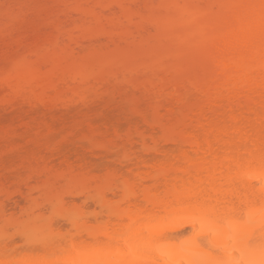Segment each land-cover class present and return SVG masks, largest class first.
I'll return each instance as SVG.
<instances>
[{"label": "bare ground", "instance_id": "obj_1", "mask_svg": "<svg viewBox=\"0 0 264 264\" xmlns=\"http://www.w3.org/2000/svg\"><path fill=\"white\" fill-rule=\"evenodd\" d=\"M80 1L82 6H86L80 8L86 11L82 19L81 10L76 7L78 5L72 4V9L69 8L71 4H68L66 11L63 9L65 14H71L70 18L73 17L74 12H80L81 15L75 13L74 17L80 15L79 18L83 21L80 24L75 19L80 25L78 36L76 33V37L73 36L74 39L71 40L72 45L69 46V43L65 48L69 47L66 54L73 57L79 52L80 56L84 49H93L90 52L86 51L84 55L87 58L84 55L80 57L84 62L78 59L74 61L73 58V62H70L73 68L67 67V69L63 65H53L52 61L49 64L53 66L48 65L51 70L47 69L49 74L41 71L42 77H40L38 64L35 62L38 61L42 68L48 62L44 57L58 58V50L61 49L59 48L61 45L57 42L48 46L50 38L45 36L47 45L43 46L44 42L41 44L43 38L40 37L39 43H35V40L34 44L37 45H33L27 56L15 60L9 59L7 64L3 63V66L1 64L0 87H5L7 94L0 98V105L9 104L11 100L16 99L26 100L30 96L36 101L34 107L44 104V107H48L47 113L53 114L60 109L67 112L77 105H87L91 100L93 101L87 96V89L93 88L94 90L91 91L99 92L104 87L102 85L104 81L107 84L112 83L111 80H107L108 78L119 83L123 89L126 85L123 81L129 78L130 81L133 80L132 82L128 80L130 83H127L128 85L135 86V82L140 81L141 85L137 82V86L144 88L143 93L141 91L136 94L151 92L154 96L164 97L163 109L159 107V99H153L151 93L148 100L153 99L158 102L156 103L159 108L158 111L155 109V116L164 123L162 125L166 128V132L160 137L155 132V128L152 126L147 128L142 124L148 123L143 117V121L140 120L143 126L138 123L135 127L134 123L131 125L132 129H126L127 135L122 137L117 133V136H114V138L119 137V139L115 138L117 143L120 140L119 146H116L123 147L117 148L118 151L111 149L113 148L111 144H108L109 148L106 145V147L102 146L104 143L95 144L94 141L92 150H89L91 156L95 155L92 156L94 159L91 161L77 157L74 161L76 164L73 165L78 164L77 171L80 169L79 172L82 173L79 182L75 181L77 178L74 176L77 174L78 177L80 173H77L75 166L60 154H57L61 156L60 159L64 158L58 161L63 163L58 162L56 168H52L53 160H51L48 165L41 164L45 165L42 170L35 166L34 168L39 170L36 173L37 170L30 168L33 165L31 166L27 161L28 166L25 161L27 170L30 169L28 172L35 171L33 173L36 174L32 173V177L25 176V179L21 178L12 184L8 182L5 184L6 179L3 178L4 187L9 185V192L5 195L2 183L0 185V264H264V0H156L159 1L157 3L151 0L152 4L151 2L148 4V0H141L142 3H137L140 0H132L133 3L131 0H121L122 3L120 0H118L120 2L97 0L96 4L93 0L92 3L83 0L94 5L88 3L85 5ZM115 3L121 6L129 4L130 7L141 3L150 6V9L153 4L155 9L161 5L165 15L159 16V10L161 9V12L163 8H157L155 11L153 6L154 12L158 10L157 19L156 14L153 16L145 13L147 17L150 16L149 20L145 19L146 24L153 20L154 25L149 27L154 31L149 34L147 27L145 29V26L142 28L139 25L141 27L139 29L138 23H132L137 21L138 16L134 15H139L138 13L125 12V9L122 11L124 6L118 8ZM113 7L119 13L127 14L123 23L126 22V25L123 26L117 20H115L117 23L114 21L109 24L107 20L115 18V15L109 14L110 18L105 19L100 16L102 13L98 14V8L103 12L111 13ZM138 10L141 11V8ZM64 12L62 11L63 14ZM87 12L89 15L95 12L94 14L100 17L87 18ZM105 15L102 14L103 17H106ZM53 16L54 14L51 15V20L57 24ZM127 17H132L133 21ZM76 18L79 20L78 17ZM53 22L52 28H55ZM132 25L137 26L135 30L138 32L137 36L130 37ZM7 27L8 25L5 27L6 30L2 29L5 35L7 33L4 32L13 31V27L12 31ZM63 27L66 28L59 26L54 31L58 33V28L64 29ZM156 28L165 32V38L159 37ZM145 31L148 33L144 36ZM73 32L75 33L74 30ZM17 34L14 42L19 41L24 35H18L16 40ZM113 36H122L124 42L128 38L130 39L128 42L134 40L135 45L136 41L142 38V42H137L139 48L138 43L145 42L147 45L150 41L149 43L152 44L151 41L155 38H158L155 41L160 43L156 45L158 50L147 48L143 44L142 49H145L141 50L142 53H133L130 47L138 49L135 45H131L132 42H129V47L124 48L121 38L118 37L122 41L120 46L116 44V42L119 44L117 37ZM123 36H126V39ZM135 36L136 39H133ZM24 37L26 38V35ZM24 37L21 39L25 41ZM59 37H62L61 33L57 34L58 39ZM107 37H110L108 43L112 44L110 49L112 47V50L118 49L109 50L112 51L109 54L104 48L103 51L99 48L102 45L100 40L102 38L107 40ZM157 43L154 42V47ZM167 43H171L174 47H171L174 50L172 54L170 47L166 50L168 45L163 47ZM179 56L180 59L182 56L185 58L201 56L207 64L204 68H189L180 63ZM42 57L43 60H40ZM131 57L142 60L140 62L138 59V63L132 62ZM170 57L177 58V61L173 59L171 61ZM56 58L53 60L56 61ZM66 59L71 58H67L66 55ZM168 59L170 65L172 64L170 71L181 75L186 73L185 77L178 74L179 78L182 77L179 82L175 81L176 78L166 77L171 74L167 70ZM159 70L162 71L161 74H158ZM137 74H142L139 76H142L141 79H146L142 80L145 83L141 82ZM39 77L40 79L44 77L45 82L41 80L45 85L41 86ZM48 78L52 82L47 80ZM37 79L41 89L34 87ZM59 84H63L61 88L63 91L57 89ZM110 91L116 92L112 89ZM110 91L99 93L100 97L102 98L103 94L111 95ZM36 93L37 96L34 97ZM92 94L94 95L93 92ZM46 99L50 100L49 106H46ZM141 102L143 107L139 106V110L143 111L147 101L141 99ZM138 105L135 106L136 110ZM150 105L152 108L157 106L153 102ZM139 110L140 114L146 112ZM148 113L151 112L147 111ZM176 113H179L177 121L175 117L173 118ZM148 116L150 118L149 114ZM161 117L162 119L165 117L166 121L163 122L164 119L162 120ZM155 121L157 126L159 124L161 126L158 120ZM104 122L108 121H103V125ZM165 122L168 125L172 122L174 126L167 127ZM105 128L109 129V127ZM115 131L118 132L119 128L116 127ZM124 141L127 143L129 141L131 144ZM124 143L127 147L130 145V148L124 147ZM108 151L111 152L109 155L111 157L113 156L111 154L116 153L113 159L116 155H120L119 159L118 156L114 159L116 161L126 159V164L122 165L120 162L119 165L128 170L129 174L111 173L108 179L110 175L106 178V175L97 173L102 176L100 179L97 174L93 175L89 170L88 173L92 175H87L89 165L94 166L97 157L101 159L96 160L99 165L105 160L99 155ZM58 158L59 156L56 159ZM106 159L110 161L112 158ZM81 160L86 162L84 163L87 167H81L79 164L82 163ZM40 162L42 161H39V164ZM22 164L20 162L15 167L18 168L19 165L21 167ZM59 164L61 168H58ZM92 167L89 168L91 171L94 169ZM54 172L56 177L52 175ZM46 175L48 180L37 181L39 179L36 177L45 178ZM51 175L55 184H50ZM83 175H86L85 180ZM65 176L71 178H63ZM88 176L92 180H86ZM92 176H97L98 180L95 178L93 180ZM62 178L70 181V184L78 183L76 188L71 189L72 186L70 187L69 184L70 189L55 188V185L60 183L63 184H60V187L67 185ZM72 178H74L73 182H71ZM10 185H13L12 190ZM49 185L53 186L49 187ZM2 194L7 204L9 203V209L11 207L8 202L9 197L13 198L11 201L16 207L21 203L23 206L18 207L17 212L10 211L9 215ZM16 241L19 244H15Z\"/></svg>", "mask_w": 264, "mask_h": 264}, {"label": "rangeland", "instance_id": "obj_2", "mask_svg": "<svg viewBox=\"0 0 264 264\" xmlns=\"http://www.w3.org/2000/svg\"><path fill=\"white\" fill-rule=\"evenodd\" d=\"M79 1L80 0H78V1H75V0H0V67H1V64H2V66L4 65L3 63L5 62L6 64H7V61L9 60V59H18V58H20V57H23V56H27L28 55V51L29 50H31L34 46L33 45H35L34 44V42H35V40H36V42L35 43H39V38L41 37V38H43V39H41V44H43V42H44V44H43V46L45 45H47V41H46V38L45 37H48V39H49V44H48V46H50V45H53L54 44V42H57V43H59L58 45H61V46H59V48H61V49H59L58 50V58H56V61H54L53 59H55V58H53L52 57V59L49 57H47L46 55V57H44V59H45V61H48L47 62V65L45 66V64L43 65V66H45V67H43L42 66V68H41V66H40V63H38V61L37 62H35L36 64H38V70L40 71V77H42V73H41V71H43L44 73L45 72H48L47 71V69L49 68V66L48 65H50V67H52L53 65H55V64H59L60 66H64V67H68L69 69H71V68H73V64L72 63H70L71 61L73 62V58H75V60L74 61H77L76 59H78V61H83V60H81L80 59V57L82 56V55H86V51H91V50H93V49H90V48H88L87 50H82L81 51V54H80V56L78 55V54H76L74 57L73 56H68V54H66V53H68V48H65L66 47V45H68L69 43V46L70 45H72V43H71V40H72V38L74 39V37H76V33H77V36H78V28H79V24L78 23H80V24H82L83 23V21H81V19H82V17H83V14L85 13V15H86V11H83V10H81L80 8H82V7H86V6H82L80 3H79ZM83 0H81L80 2H82ZM86 1H89V2H93V3H95L96 4V1L97 0H86ZM116 1V0H115ZM115 1H113V2H115ZM118 1V0H117ZM116 1V2H117ZM121 1V0H120ZM120 1H118V2H120ZM122 1H124V0H122ZM122 1H121V3H122ZM130 1V0H129ZM143 1V0H142ZM154 1V0H153ZM156 1V0H155ZM159 1H161V0H159ZM159 1H156V3L157 2H159ZM84 3H85V5H88L89 4V2H85V1H83ZM82 2V3H83ZM112 2V3H113ZM139 2H141V0L140 1H138L137 3H139ZM148 2V4L151 2V0H148L147 1ZM146 1L144 2L145 4L147 3ZM75 3V4H74ZM86 3H88V4H86ZM121 3H119V4H121ZM124 3V2H123ZM131 3H133V1L131 0ZM142 3V2H141ZM141 3L139 4V5H137V6H135V5H133V7H130V5L128 4V6H124V5H126V4H122V6L121 5H118V3H115V5L116 6H118V8L120 7V8H122L123 6V8L121 9L122 11H124V9H125V12H128V11H134V12H136V13H138L139 15H134V16H138V18H137V21L135 20V21H133V20H131V18L133 17H127V18H129V20H131V21H133L132 23H138L137 24V26H142V28H144L143 26H145V29H146V27H147V30H148V32H149V34L151 33V32H154V31H151L152 29L151 28H149V27H154V25H153V20L148 24V22H147V24H146V21H145V19H147V20H149L148 18H150V16H148L147 17V14H145L146 12L147 13H149L150 15H153V14H156V16L155 15H153V16H155L156 17V19H157V16H158V10H157V12H154V10L152 9V6H153V8H154V5L155 4H153V5H151V9H150V6L148 7V6H145L144 4H142L141 5ZM153 2H151V4H152ZM164 3V2H163ZM68 4H71V6L69 7V8H72L73 9V6L75 5H78V6H76L78 9H80L81 10V13H82V16H81V19L79 18L80 17V15H81V13H80V15H76V17H78L79 18V20H77V18L76 17H74L75 16V13L76 12H74V14H72V16L74 17V19H73V17L72 18H70V13L69 14H65V12H64V10L63 9H65V11H66V7L68 8ZM72 4H73V6H72ZM89 5H94V4H89ZM114 5V6H115ZM141 5V6H140ZM159 4H157V6H158ZM163 5V4H162ZM157 6H155V7H157ZM88 7V6H87ZM129 7V8H128ZM146 7V8H145ZM137 8V9H136ZM138 8H141V11H139L138 10ZM158 8V7H157ZM156 8V9H157ZM159 8H163V6H161V5H159ZM158 8V9H159ZM71 9V10H72ZM86 10H87V8H85ZM99 10H98V12H96V13H98L99 15L102 13V14H106L105 16L106 17H103L102 16V14L100 15L102 18H105V19H108V18H110L109 17V14H111L112 16L113 15H115V18L113 17V18H110L109 20H107L108 22H109V24H110V22L111 23H114V21L115 20H117V22L118 23H124V20L126 21V15H124V12H123V14L122 13H119V11L115 8V7H113V11L111 12V13H106L105 11L103 12L102 11V9L101 8H98ZM101 9V10H100ZM114 9H116V11H118L117 12V14H116V11L114 10ZM144 9H148V10H151V11H146V10H144ZM155 9V8H154ZM156 9H155V11H156ZM120 10V12H122ZM161 10V9H160ZM160 10H159V16H162V14L163 15H165V10H164V8L162 9V13L160 12ZM62 11L64 12V14L62 13ZM68 11H69V9H68ZM95 11H97V9L95 10ZM143 11H145V12H143ZM153 11V12H152ZM70 12V11H69ZM108 12V11H107ZM68 13V12H67ZM71 13H73V12H71ZM78 13V12H77ZM76 13V14H77ZM78 13V14H79ZM88 13V12H87ZM95 12H93V14H90L89 15V13L87 14V18H89V16H91L92 18L94 17V18H96V19H98V17H100L99 15H95L94 14ZM132 13V12H131ZM152 13V14H151ZM54 14V18H53V20L55 21H57V24L56 23H54L52 20H51V15H53ZM121 14V15H120ZM108 15V16H107ZM110 15V16H111ZM145 15H146V17H145ZM96 16H98V17H96ZM118 16V17H117ZM124 16V17H123ZM158 16V17H159ZM66 17L68 18V19H66ZM86 17V16H85ZM142 17V18H141ZM141 20H140V19ZM152 18V17H151ZM58 19V20H57ZM75 19H76V21L78 22H76L75 21ZM100 19V18H99ZM114 19V20H113ZM140 21H139V20ZM53 22V24H54V27L56 26V27H59V26H65L66 28H64L65 29V31H64V29H61V28H58V33H56L57 31H54V29L56 28H52V22ZM84 20V19H83ZM128 20V19H127ZM55 21V22H56ZM59 21H61V23L59 24ZM79 21H81V22H79ZM106 21V20H105ZM64 22V23H63ZM116 22V21H115ZM116 22V23H117ZM108 24V23H107ZM127 23L125 22V24H123V26L124 25H126ZM6 25H8V27H10V28H8L9 29V31H12L11 29H12V27H13V31L11 32V33H9L8 31L7 32H4V33H7V35H5V34H3V30L2 29H4L5 27H6ZM96 25V24H95ZM136 25V24H135ZM135 25H132L133 27H131V31H130V33H131V36L130 37H132L133 35H136L137 34V32L138 31H136L137 30V26H135ZM139 26V29H141V27ZM3 27V28H2ZM76 27H77V29H76ZM94 27V25L91 27V30H92V28ZM69 28H71L70 30H69V33L71 34V39L69 38V33H68V29ZM75 28V29H74ZM135 28H136V30H135ZM7 29V30H8ZM67 29V30H66ZM157 29V34H159V37H161V38H165V32L163 31V30H161V29H158V28H156ZM5 30H6V28H5ZM57 30V29H56ZM73 30L75 31V33L73 32ZM154 30V29H153ZM95 31V30H94ZM65 32H66V34H65ZM92 32V34H94L93 33V31H91ZM147 32V33H148ZM18 33V34H17ZM59 33H61V36L63 37H59V39L57 38V34H59ZM147 33H146V31H145V34H144V36L145 35H147ZM164 34V36H163V34ZM17 34V39L16 40H18V35L20 36V34H24V35H22L21 36V38L22 37H24L25 35H26V40L24 41L23 39H21V38H19L20 40H21V42H20V40L19 41H17V42H14V37H15V35ZM91 34V35H92ZM129 34V33H128ZM152 34V33H151ZM67 35H68V37H67ZM45 36V37H44ZM66 36V37H65ZM74 36V37H73ZM128 36V35H127ZM137 36V35H136ZM136 36L133 38V39H136ZM163 36V37H162ZM114 38L115 37H117V39H115V40H117L118 42H119V44L116 42V44L117 45H120L121 46V42L123 41L122 40V36L120 37V36H113ZM118 37H120L121 38V40L122 41H120V38H118ZM123 37H125V39H126V36H123ZM129 37V36H128ZM127 37V38H128ZM16 38V37H15ZM44 38H45V40H44ZM68 38V39H67ZM108 38V37H107ZM110 38V37H109ZM101 39L100 41H101V43L100 44H102L101 45V47L99 46V48H102L101 50L103 51V48L105 49V50H107V54H109V52H112V51H115V50H118V49H115V50H112L113 49V47H112V49H110L111 48V45L108 43L109 42V40L110 39ZM113 38V39H114ZM150 38V37H149ZM52 39H54V40H52ZM70 39V40H69ZM129 39V38H128ZM128 39L127 40H125V42H126V45H125V42L123 41V47L125 48V47H129L130 46V44H129V42H132L131 43V45L133 46V45H135L134 44V40L133 41H129L128 42ZM132 39V38H131ZM158 38H155V40H157ZM15 40V41H16ZM42 40H44V41H42ZM66 40H69V41H66ZM115 40H114V43H115ZM130 40V39H129ZM142 40V38L141 39H139V40H137L136 41V45H135V47L138 49V50H135L134 48H132V47H130L131 48V51L133 52V53H140L141 52V50H143V49H145V48H143L142 49V47H144V45L146 44L145 42H144V39H143V42L144 43H138V45L140 46V48L137 46V42L138 41H141ZM150 40H152L151 38H150ZM155 40H152L151 41V43L153 44V46H152V44H150L149 42V44L147 43V45H145V47H147V48H156V45H158L160 42H158L157 43V41H155ZM38 41V42H37ZM111 41H113L112 39H111ZM110 41V42H111ZM146 42L148 41L147 39L145 40ZM156 42L157 44H155V47H154V42ZM159 41V40H158ZM31 42V43H30ZM142 42V41H141ZM113 43V42H112ZM144 44V45H143ZM37 45V44H36ZM35 45V46H36ZM168 45V46H167ZM167 46V47H166ZM122 47V48H123ZM163 47H166V50H168V47H170V49H171V51H170V53L172 54L173 52H174V50H173V46H172V44L171 43H167L166 45H163ZM171 47H173V48H171ZM98 48V49H99ZM116 48V47H115ZM52 49V48H51ZM51 49H50V52H51ZM58 49V48H57ZM96 49V48H95ZM97 49V50H98ZM160 49V48H159ZM63 50V51H62ZM100 50V49H99ZM98 50V51H99ZM109 50H112V51H109ZM156 50H158V48H156ZM161 50V49H160ZM47 51H49V50H47ZM46 51V52H47ZM67 51V52H66ZM83 51H85V52H83ZM128 51H130L129 49H128ZM150 51V53H152V51L151 50H149ZM127 52V51H126ZM126 52H125V54H126ZM163 52V51H162ZM123 53V52H122ZM142 53V52H141ZM46 54V53H45ZM50 54V53H49ZM64 54H65V58H64ZM115 54V56H116V53H114ZM154 54V53H153ZM156 54V53H155ZM51 55V54H50ZM66 55H67V58H71V59H66ZM84 55V56H85ZM111 55V54H110ZM118 55H120V54H118ZM122 55H124V54H122ZM133 55V54H132ZM49 56V55H48ZM52 56V55H51ZM61 56H63V58L61 57ZM153 56V55H152ZM155 56V55H154ZM61 59H60V58ZM86 57V56H85ZM84 57V58H85ZM117 57V56H116ZM130 57V56H129ZM137 57H139L138 56V54H137ZM137 57H135V58H133V57H131V61L132 62H137V60L139 59L140 60V62H141V60L142 59H140V58H138V59H136ZM83 58V59H84ZM87 58V57H86ZM124 58H125V56H124ZM179 59H180V56L178 57ZM66 59V60H65ZM169 59H171V61H172V59H173V61L174 60H176L177 61V58L176 59H174L173 57L171 58H169ZM169 59H168V61H167V70L169 71V73H171L170 75L168 74V76H166V77H171L172 79L174 78H176V82H179L181 79L180 78H182L183 76L185 77V75H186V73H184L185 75H181L180 73H175V72H172V71H170L171 70V67H172V64L170 65V63H169ZM40 60H43V57L42 58H40ZM39 60V62H41L42 63V61H40ZM51 60V61H50ZM86 60V59H85ZM130 60V59H129ZM53 61V65L51 66V64H49L50 62H52ZM44 62V61H43ZM84 62V61H83ZM82 62V63H83ZM125 62V61H124ZM44 63H46V62H44ZM79 63V62H78ZM138 63V62H137ZM180 63H182L183 65H185V66H188L189 68H194V69H197V68H204L205 66H206V64H207V62H206V60L203 58V57H201V56H192V57H190V58H185V57H181V59H180ZM125 64H126V62H125ZM129 64H130V62H129ZM177 64H179L178 62H177ZM42 65V64H41ZM131 65V64H130ZM180 65V64H179ZM8 66V65H7ZM48 66V67H47ZM183 67V66H182ZM40 68L42 69V70H40ZM62 68V67H61ZM67 68V69H68ZM2 69V68H1ZM0 69V70H1ZM45 71H44V70ZM64 69V68H63ZM66 69V70H67ZM51 70V68H49V71ZM184 70V69H183ZM186 71H190V70H186ZM158 72V74H161V72L162 71H157ZM166 72V71H165ZM164 72V73H165ZM163 73V74H164ZM47 74V73H46ZM46 74H44L45 76H46ZM48 74H49V72H48ZM175 74H177V75H175ZM180 76H182V77H180L179 78V75ZM43 75V76H44ZM138 75V78L139 79H141L140 77H142V76H139V75H142V74H137ZM145 75V74H144ZM44 76V77H45ZM146 76V75H145ZM144 76V77H145ZM161 76H163V75H161ZM165 76V75H164ZM40 77H39V80L42 82H40L41 83V86H43V84L45 85V83H43V80H44V77L43 78H41V79H43V80H41L40 79ZM49 77V76H48ZM134 77V76H133ZM132 77V78H133ZM147 77V76H146ZM165 77V78H166ZM47 78V77H46ZM45 78V79H46ZM170 78V79H171ZM138 79V80H139ZM166 79H168V78H166ZM38 80V79H37ZM39 80L38 81H36L35 83H36V85L34 86V87H39L40 89H41V86H40V84H38L39 83ZM47 80H50V78H48ZM108 81L109 80H111V82L112 83H106V81H104L103 82V89L102 90H99V92H97V91H91L93 88H90L89 90L87 89V91H86V93L88 94H86L88 97H91V99H93V101L91 100V102H89V104H87V105H77V106H75V107H73L72 109H70L69 111H64L63 109V111L60 109V110H58V111H56L55 113H51V112H49V113H51V114H49V113H47L48 111H47V108L48 107H44L43 105L44 104H42V106L40 105L39 107H37L38 105H36L35 107H34V105H35V99L33 98V97H30L29 96V98H27L26 100H23L22 99V101H21V99H20V101H17V99L16 100H11L12 102H10L9 104H6V105H0V174H1V177H0V179L2 178V180H3V178H5L4 180H5V184H7V182L8 183H15V182H17V180L19 181V179H25L27 176L29 177V176H33V174H36L39 170L38 169H35L34 167L36 166V167H39V168H41V170H42V168L44 169V167H45V165H48V163H50V161L51 160H53L52 161V163H53V165L51 164V166H52V168H56L57 167V165H58V162L59 163H63V162H61L62 161V159L65 157V158H67L71 163H72V166H75V170L77 171V168L76 167H78L79 165L77 164V165H73V164H76V162L74 163V161L75 160H77V157H82L81 159H83V160H88V159H90L91 161L94 159L92 156L94 155V154H92V156H91V152H90V154H89V150L94 146V145H92L93 144V142L95 141V144H99V143H101V145L104 143V145H102V146H108V144H111V146H113V148H111V149H116L117 150V148H118V143H120V140L118 141V143H117V139H115V138H118L119 139V137H115L114 138V136L116 135L117 136V133L118 134H120L121 136L123 135H127V131L128 130H126V129H132L133 127L131 126V125H133L134 123H135V127H136V125L139 123H141L142 121H143V117H145L146 119H147V122L149 123H146V124H144V123H142L144 126H146L147 128H149V126H152L153 128H155V132L157 133V134H159L160 135V137L166 132L165 131V127H164V125H162V124H164V123H161V121H159V119H158V117L156 118V111H158L157 109L159 108V107H161L162 109H163V102H165V101H162V99L164 100V97L163 98H161V96H159V95H153L151 92V96H152V98L153 99H155V98H157V100H158V102H159V104H160V106L157 104L158 102L156 101V100H154L153 101V99L150 101V100H148L149 99V95H150V93L149 94H147L146 92H144V94H136V93H139V92H141L142 91V89H144V88H140V87H138L137 86V82H138V84H140L141 85V83H139L140 81H137V82H135L136 80L134 79V82H135V86H133V85H128V84H130L129 82H132V80L130 81L129 80V78H127L125 81H123V83H126V85H124L125 87L123 88V89H121V86H120V84L119 83H115V82H113L114 80H112L111 78H108L107 79ZM128 80H129V82H128ZM142 80H146L145 78L144 79H141V82H144V81H142ZM183 80V79H182ZM185 80V79H184ZM51 82H52V80H50ZM167 81V80H166ZM173 81V80H172ZM171 81V82H172ZM44 82H45V80H44ZM48 82V81H47ZM50 82V83H51ZM122 83V82H121ZM128 83V84H127ZM145 83V82H144ZM169 83V82H168ZM172 84V83H171ZM174 84V83H173ZM48 85V84H47ZM55 85H56V83H55ZM109 85V86H108ZM170 85V84H169ZM58 87H57V89L59 88V90H61V88L63 87V84L61 85V84H59V85H57ZM143 86V85H142ZM141 86V87H142ZM48 87V86H47ZM51 87V86H50ZM123 87V86H122ZM95 88V87H94ZM101 88V87H100ZM104 88H105V90H104ZM114 88V89H113ZM35 89V88H34ZM46 89H49V88H46ZM110 89H112V90H116V95L114 94V92L112 93L111 91H110ZM121 89V90H120ZM131 89V90H130ZM83 90L85 91V89L83 88ZM94 90V89H93ZM96 90V89H95ZM36 91V90H35ZM61 91H63V90H61ZM61 91H59V92H61ZM101 91V92H100ZM110 91V94L111 95H109L108 94V96H107V94H103L102 95V98L100 97V94L99 93H104V92H109ZM133 91V92H132ZM146 91V90H145ZM37 92V91H36ZM94 93V95H95V93H97L95 96L92 94L91 95V93ZM135 92V93H134ZM141 93H143V91L141 92ZM6 94H7V90H6V88L5 87H0V98L3 96V95H5L6 96ZM50 94H51V92H50ZM125 94V95H124ZM33 95V94H32ZM53 95V94H52ZM123 95L126 97H123ZM130 95V96H129ZM133 95V96H132ZM35 96H37V93H36V95H34V97ZM119 96H122V98L121 97H119ZM154 96V97H153ZM169 96V95H168ZM92 97H95V99L94 98H92ZM171 97V96H170ZM38 98V97H37ZM137 98V99H136ZM143 100V101H147V103H145V109L144 110H146V112H143V111H141V109L139 110V108L141 107H143V102H141V99ZM161 98V99H160ZM166 98H167V96H166ZM172 98V97H171ZM32 99V101L30 102V100ZM125 99V100H124ZM168 99V98H167ZM19 100V99H18ZM169 100V99H168ZM24 101V102H23ZM46 101H47V104H46V106L48 105L49 106V103H48V101H50L49 99H46ZM140 102H141V104H140ZM152 104V102L154 103V104H156L157 106H155V107H153L152 108V106L150 105V103ZM157 102V103H156ZM167 102V101H166ZM30 103H32V104H30ZM34 103V104H33ZM44 103V102H43ZM149 103V104H148ZM138 104H140V105H138ZM166 104V103H165ZM138 105V109L136 110V108L137 107H135V106H137ZM142 105V106H141ZM140 106V107H139ZM149 106V107H148ZM159 106V107H158ZM135 107V108H134ZM155 109H156V111H155ZM161 109V111H163ZM165 109V108H164ZM136 110V111H135ZM138 110L139 111H141V112H143V114L141 113H139L138 112ZM147 111L148 112H151V113H148L149 115H150V118H149V116H148V114H147ZM160 111V110H159ZM155 112V113H154ZM147 115H146V114ZM160 113V112H159ZM161 113H163V112H161ZM160 113V114H161ZM165 113V112H164ZM135 114H137V115H135ZM179 113H176L174 116H173V118L175 117V121H177L178 120V117H179V115H178ZM157 115H158V113H157ZM163 115V114H162ZM161 115V116H162ZM165 115V114H164ZM167 115V114H166ZM160 116V115H159ZM153 117V118H152ZM138 118H140V119H138ZM160 118V117H159ZM168 118V117H167ZM151 119V120H150ZM152 119H154V120H152ZM161 119H162V117H161ZM164 119V120H163ZM162 120H163V122L164 121H166L165 120V117L163 118ZM177 119V120H176ZM140 120H141V122H140ZM155 120H158L159 121V123H161V126H160V124H159V126H157L158 124L157 123H155L156 121ZM103 121H108V122H104V125H103ZM136 121H137V123H136ZM168 121V120H167ZM132 122V124H130ZM151 123V124H150ZM166 123V122H165ZM130 125V127H129V125ZM142 124H140V125H142ZM167 124V123H166ZM166 124H165V126H166ZM127 125H128V127H127ZM142 125V126H143ZM169 125L170 126H174V123H169ZM168 124H167V127L169 126ZM103 126H105V127H109V129H107V128H105L104 127V129H103ZM116 127H118L119 128V131L118 132H116L115 131V129H116ZM145 127V128H146ZM160 127L162 128V129H160ZM163 128H164V130H163ZM112 130H113V132H112ZM126 130V131H125ZM163 130V131H162ZM174 130V129H173ZM102 131V132H101ZM8 132V133H7ZM108 132V133H107ZM114 132H116V134L114 133ZM7 133V134H6ZM114 135H113V134ZM157 134H155V136H157ZM119 135V136H120ZM158 135V136H159ZM122 136V137H123ZM157 136V137H158ZM164 136V135H163ZM66 139H67V141H66ZM123 139V138H122ZM69 140V141H68ZM91 141H92V143H91ZM123 140H121V142H122ZM124 142H126V141H124ZM106 143V144H105ZM117 143V144H116ZM127 143V142H126ZM128 143H129V141H128ZM127 143V144H128ZM125 144V143H124ZM129 144H131V143H129ZM134 144V143H133ZM115 145V146H114ZM116 145H118V146H116ZM121 145V144H120ZM126 145V144H125ZM125 145H123L124 147H127V145L125 146ZM137 145H139L140 146V144H137ZM137 145H135V148L137 147ZM100 146V145H99ZM105 146V147H106ZM110 146V145H109ZM108 146V147H109ZM104 147H102V149H103ZM110 148V147H109ZM123 148V147H122ZM121 147L120 148H118V149H122ZM127 148H130V145H129V147H127ZM134 148V147H133ZM95 149V148H94ZM108 149V148H107ZM111 149H109V150H111ZM139 149V148H138ZM92 150V149H91ZM90 150V151H91ZM100 150H101V148H100ZM100 150H98V151H100ZM135 150V149H134ZM137 150V149H136ZM97 151V150H96ZM96 151H94V152H96ZM118 151V150H117ZM116 151V152H117ZM120 151V150H119ZM139 151V150H138ZM137 151V152H138ZM56 152H58V153H56ZM103 152V151H102ZM112 152H113V150H112ZM56 153V154H55ZM100 153H101V151H100ZM111 153V152H110ZM110 153H109V151L105 154H100L99 156H101L100 158H102L103 157V159H105L104 161H101V163H99V165H98V163H97V158L99 159V157H97L96 158V160L94 161L95 163V167L93 166V164L92 165H89V164H91V163H89L88 165L90 166V167H92V168H94L93 169V171H91V169H89L90 167H88L87 168V173H88V171L89 172H93V175H96L97 173L98 174H101V175H106L105 177L107 178L109 175V177H108V179L111 177V173H119V174H122V175H128L129 174V172H128V170H126L125 168H122L120 165H119V163L121 162V164L122 165H124V164H126L125 162H126V159L123 161V160H114L115 158H117V156L118 155H116V157L113 159V156H114V153L113 154H111V155H113L112 157L111 156H109L110 155ZM118 153V152H117ZM57 154H60L61 156H64L62 159H60L61 158V156L60 155H57ZM96 154V153H95ZM116 154V153H115ZM119 154V153H118ZM91 156V158H90V156ZM103 155V156H102ZM59 156V158L58 159H56L57 157ZM95 156V155H94ZM104 156H105V158H104ZM120 156V155H119ZM119 156H118V159H119ZM54 157V158H53ZM56 157V158H55ZM42 159V160H40V159ZM106 158H109V159H111L110 161L109 160H107ZM121 158V157H120ZM44 159V160H43ZM45 159H47V160H45ZM61 160V161H58V160ZM122 159V158H121ZM83 160H81V162L82 163H79L80 165H81V167H83V168H85V167H87L86 166V162L84 163L83 162ZM89 160V161H90ZM99 160H101V159H99ZM107 160V161H106ZM113 160V161H112ZM26 161V162H25ZM27 161H29V164L32 166L33 165V167H30V168H32L31 170H37L36 171V173H33V172H35V171H31V173L30 172H28L29 170H27V167L29 166L28 164H27ZM38 161V162H37ZM39 161H42V162H40V164H39ZM44 161H47V162H44ZM88 161V162H89ZM106 161V162H105ZM109 161V162H108ZM20 162H22L23 164H22V166L20 167V165L18 166V168H16L17 167V165L18 164H20ZM24 162L28 165H26V164H24ZM69 162V163H70ZM87 162V163H88ZM100 162V161H99ZM42 163H46L45 165L43 164V165H41ZM85 165H84V164ZM96 163H97V166H96ZM54 164L56 165V166H54ZM82 164H83V166H82ZM16 166V167H15ZM24 166H26V167H24ZM43 166V167H42ZM61 165L59 164V167L58 168H61L60 167ZM85 166V167H84ZM20 167V168H19ZM62 167H64L63 165H62ZM14 168H16V169H14ZM82 168V169H83ZM12 169H14L13 171H12ZM20 169V170H19ZM27 170V171H26ZM40 170V171H41ZM55 170V169H54ZM21 172V173H19V172ZM56 171V170H55ZM79 171H81L80 169H79ZM79 171H77V173L79 172ZM83 171V170H82ZM84 172H86V171H84ZM18 173L20 176H22L23 175V177H20L19 175H17L16 176V174ZM33 173V174H32ZM53 173V172H52ZM80 174L78 175V177H77V174H76V172H75V174H76V176H74V178L76 177L77 178V180H75V181H77V182H79L80 181V179H82V178H79V176L80 177H82L81 176V172H79ZM97 174V176L98 177H100V175H98ZM50 173L48 174V178H49V180H50ZM53 175V177H56V176H54V175H56L55 174V172H54V174H52ZM52 175H51V177H52ZM87 175H92V173L91 174H87ZM26 176V177H25ZM45 175H43V177H44ZM71 176H73V174L71 175ZM86 176V175H85ZM84 175H83V179L85 180V177ZM97 176H92L93 177V180H94V178H95V180H98V179H96V177ZM13 177V178H12ZM17 177H18V179H17ZM51 178L52 180H51V182L52 183H50V184H53L54 183V178ZM89 177V178H88ZM87 177V179L86 180H92L91 178H90V176H88ZM104 176H103V178H105ZM48 178H47V175H46V177L45 178H39V177H36V179H39V180H37V181H40V179H47L48 180ZM63 178H67V176H65V177H63ZM62 178V181L64 180V184H67V185H65V186H63V187H60L59 185L61 184H59V183H57V184H59V185H55V188H57L58 190H63V189H66L67 187V189H70V187H71V189H74V188H76V186H77V184L78 183H76V182H74V183H71L70 184V181H68L67 179H70L71 177H68L67 179H63ZM74 178H72V181L71 182H73V180H74ZM78 178H79V180H78ZM102 178V176L100 177V179ZM2 180H0V185L2 184L3 185V187H4V180L2 181ZM11 180H14V182H10ZM104 180V179H103ZM21 181V180H20ZM22 181H26V180H22ZM44 181V180H43ZM61 181V180H60ZM61 181V182H62ZM101 181V180H100ZM105 181V180H104ZM40 182H42V181H40ZM50 182V181H49ZM58 182H59V180H58ZM36 183V182H35ZM55 184V183H54ZM68 184H69V186H68ZM61 185H63V184H61ZM7 186V187H6ZM5 187H4V193H5V195L7 194V192H9V185H6ZM13 185H10V188L12 187ZM51 186H53V185H49V187H51ZM58 186V187H57ZM59 187L61 188V189H59ZM51 190H53L52 188H50ZM11 190H12V188H11ZM3 194H2V198H3ZM7 197V196H6ZM10 199H9V201L8 202H10V209H9V203L7 204V200L6 199H4V200H6L5 202V204H7V206H8V210L6 209V205H5V209H6V212L8 211V213H9V215L11 214V213H13V212H17V210H18V207H22L23 206V203H21L20 205H18L17 207L14 205V202L12 203V199L13 198H11V197H9ZM12 200V201H11ZM4 202V201H3ZM15 208V210L13 209V208ZM20 207V208H21ZM93 208V207H92ZM5 209H4V212H5ZM90 209H91V207H90ZM12 210H14V211H12ZM10 211H11V213H10ZM91 211V210H90ZM4 215H7V214H4ZM7 219L9 218V216H7L6 217ZM7 230H9V228L7 229ZM3 239V238H2ZM16 243H18L17 241L15 242V244ZM19 244V243H18ZM17 246V245H16Z\"/></svg>", "mask_w": 264, "mask_h": 264}]
</instances>
